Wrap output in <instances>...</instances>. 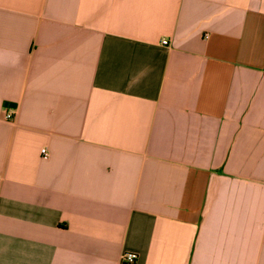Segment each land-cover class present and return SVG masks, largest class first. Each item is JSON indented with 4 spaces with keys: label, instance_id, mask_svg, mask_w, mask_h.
Masks as SVG:
<instances>
[{
    "label": "crops",
    "instance_id": "0c3cea01",
    "mask_svg": "<svg viewBox=\"0 0 264 264\" xmlns=\"http://www.w3.org/2000/svg\"><path fill=\"white\" fill-rule=\"evenodd\" d=\"M128 252L264 264V0H0V264Z\"/></svg>",
    "mask_w": 264,
    "mask_h": 264
},
{
    "label": "built area",
    "instance_id": "2783aa9c",
    "mask_svg": "<svg viewBox=\"0 0 264 264\" xmlns=\"http://www.w3.org/2000/svg\"><path fill=\"white\" fill-rule=\"evenodd\" d=\"M164 44H167V41H165ZM5 119L7 121H12L14 119V112L5 111ZM41 152H42V155H44V157H46V155H47L46 149H42ZM122 260L126 264H135L138 260V255H137V253H134V252H128V253L124 254Z\"/></svg>",
    "mask_w": 264,
    "mask_h": 264
}]
</instances>
